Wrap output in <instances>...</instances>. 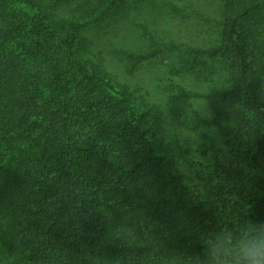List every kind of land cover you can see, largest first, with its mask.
Segmentation results:
<instances>
[{
	"label": "trees",
	"instance_id": "trees-1",
	"mask_svg": "<svg viewBox=\"0 0 264 264\" xmlns=\"http://www.w3.org/2000/svg\"><path fill=\"white\" fill-rule=\"evenodd\" d=\"M218 1L216 42L183 71L221 61L229 84L172 101L222 104L192 113L219 132L181 142L95 61L86 22L0 0V50L24 56L0 67V264H234L264 242V0ZM123 53L131 74L154 57Z\"/></svg>",
	"mask_w": 264,
	"mask_h": 264
},
{
	"label": "rangeland",
	"instance_id": "rangeland-1",
	"mask_svg": "<svg viewBox=\"0 0 264 264\" xmlns=\"http://www.w3.org/2000/svg\"><path fill=\"white\" fill-rule=\"evenodd\" d=\"M98 1L54 0L52 3L42 0V3L57 19L86 22L89 53L117 82L132 89L136 109L141 107L142 100L146 102L149 116L157 118L161 132L168 138L180 136L182 142L188 137L198 139L203 132H219L193 129L192 113L214 117L223 111L222 104L192 99L177 110L172 101L180 87L205 93L229 84L221 61L203 59L201 66L183 71V67L192 61L191 48L215 44L221 23L219 1L116 0L118 6L106 13L103 6L96 3ZM8 48L7 51L0 50V67H7L9 61H15L19 69L23 64L22 52L12 46ZM123 51L153 54L154 57L131 74V63ZM25 66L27 73L43 68L39 63H26ZM151 117L149 120L153 119ZM224 152L226 154L227 149ZM190 154L188 158L192 161L200 160V152ZM4 162L5 155L0 148V166Z\"/></svg>",
	"mask_w": 264,
	"mask_h": 264
},
{
	"label": "clouds",
	"instance_id": "clouds-1",
	"mask_svg": "<svg viewBox=\"0 0 264 264\" xmlns=\"http://www.w3.org/2000/svg\"><path fill=\"white\" fill-rule=\"evenodd\" d=\"M234 264H264V242L241 247Z\"/></svg>",
	"mask_w": 264,
	"mask_h": 264
}]
</instances>
